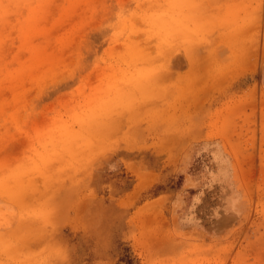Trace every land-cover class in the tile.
<instances>
[{"label": "rangeland", "instance_id": "374dc122", "mask_svg": "<svg viewBox=\"0 0 264 264\" xmlns=\"http://www.w3.org/2000/svg\"><path fill=\"white\" fill-rule=\"evenodd\" d=\"M0 264H264V0H0Z\"/></svg>", "mask_w": 264, "mask_h": 264}, {"label": "bare ground", "instance_id": "6f19581e", "mask_svg": "<svg viewBox=\"0 0 264 264\" xmlns=\"http://www.w3.org/2000/svg\"><path fill=\"white\" fill-rule=\"evenodd\" d=\"M137 34H138V32H136ZM136 33H135V35H136ZM143 34V33H142ZM142 36V35H141ZM143 38V37H142ZM147 41V40H146ZM148 42V41H147ZM198 81V80H197Z\"/></svg>", "mask_w": 264, "mask_h": 264}]
</instances>
